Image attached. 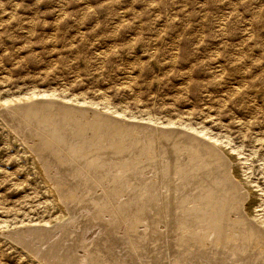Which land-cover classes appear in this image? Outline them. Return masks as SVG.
I'll return each instance as SVG.
<instances>
[{
	"label": "rangeland",
	"instance_id": "374dc122",
	"mask_svg": "<svg viewBox=\"0 0 264 264\" xmlns=\"http://www.w3.org/2000/svg\"><path fill=\"white\" fill-rule=\"evenodd\" d=\"M31 93L50 94L46 98L96 108L136 124L139 139L143 131L157 134L172 129L214 144L223 152L228 179L241 196L239 210L230 217L252 225L260 237L256 244L247 238L237 242L241 233L234 231V244L242 246V252L223 247L222 232L207 234L209 243L201 248L187 244L185 237L204 224L176 206L190 195V203L183 207L200 208L191 195L204 193L208 181L190 182L189 187L195 184L191 190L177 180L173 191L166 181L167 189L161 190L165 197L160 199L161 181L155 169L160 162L185 169L190 160L186 154L161 158L156 147L158 161L153 163L149 160L153 153L138 159L144 154L143 144L119 156L108 146L94 147L105 148L98 150L92 147L94 142L86 143L80 149L87 156H102H97L101 160L95 176L82 165L75 169L69 155L62 159L52 148L37 147L39 130L34 126L29 139L19 140L0 118V264H45L9 237L29 225L50 228L46 232L51 236L44 237V232L32 236V248L47 255L33 252L42 259L48 256L50 262L62 256L63 250L49 244L61 234L62 245L70 248L67 254L79 258L77 264L84 257L87 264L100 260L101 264H138L139 260L140 264H264V0H0V100ZM66 146L73 145L64 144L65 154ZM127 159L134 162L132 166L124 167ZM134 170L139 185L131 181ZM135 208L145 220L141 215L137 218ZM131 221L134 225L129 229ZM39 241L45 243L43 247ZM65 257L64 264H74L76 258Z\"/></svg>",
	"mask_w": 264,
	"mask_h": 264
},
{
	"label": "bare ground",
	"instance_id": "6f19581e",
	"mask_svg": "<svg viewBox=\"0 0 264 264\" xmlns=\"http://www.w3.org/2000/svg\"><path fill=\"white\" fill-rule=\"evenodd\" d=\"M43 95V96H40ZM50 94H36V93H31V94H25L23 96H19V97H15L12 99H5V100H0V118L1 120H3L4 122L7 123L6 126H8L15 134H16V139L22 140L25 137H27V139L30 138V136L32 135V126H34L36 129H38V133H36L37 137V141L38 144L36 145L37 147H39L40 145L43 146L44 148H52L56 153H59L62 157V159L64 157H66V155H69L71 159V161L74 163L73 166L76 169V165H82V170L86 169L87 172H89V174L91 175H95L94 172L97 170L96 167L98 166L99 161L101 160V158L99 159L97 156L99 155V157L101 156V154H98L94 157L92 156H87L83 151L81 147V145L84 146V144H92V142H94L95 144L92 146L94 147H98V146H108L111 149H113L112 151L116 152L115 155H119L122 156L123 154L127 153L126 151L129 150L131 147H137L139 144H143L142 147V152L144 153L142 155H140V157L138 159H141L142 157L145 156V154L148 153H153L152 155L154 156L152 159L149 158V160L153 163H157V161H155V158H158L154 155V150L156 149V147L159 149V156L161 157H177L178 155H183L185 156H189L190 160L187 162L188 167L184 169V167H176L173 165L172 162L167 163V164H163V163H159V165L156 164L155 169H158V176L157 178L160 179L161 181V185H158V192L160 193L159 195L161 197L158 198H162L163 196L165 197V193L163 194V192L161 191L162 189H167V185L165 186L166 181L168 183L169 186H171L172 188L170 189V191L175 190L174 189V182L175 181H179L180 185H183L182 188H187L189 187V183L190 182H194L195 184H198L199 180H201L202 178H204L205 180L208 181L209 184V188H207V190L204 191V193H199L195 196L191 195V201L192 200H198L200 202V208H184V204L188 203L190 200V195L186 196L185 198L181 199L178 202V206H176L177 208H181V211H183L184 213L191 215L192 217H198L201 218L200 222H202V224H204L203 226H201V228L194 233V235L190 234L187 235L185 237V240L188 241L187 244H190L191 246H194L195 249L196 248H201V246L205 243H207L208 241V237L207 234L209 233H219L221 235V238L223 237V242H222V246L228 248L229 250H233V251H238L242 248V246H238V244H234V242L236 240H234V238L231 236V234L234 231H238L241 233V238L240 240H237V242H241L242 240H244V238L250 240V242H252L253 244H256L258 242V239L260 237V234L257 232V229H255L254 227H252V225L250 224H243V222H239V220H232V218L230 217L231 215H233L234 213H236V210H239L240 207H237L236 204L240 203L241 200V196L239 195V191L237 189V187H235L232 184V180L230 181L228 179V169H227V162L224 159V157L221 155L223 154V152L220 154L217 150L214 144H211L209 141L198 137V136H194L192 134L187 133L186 131L183 133V135H181L180 130L179 131H174L172 129L170 130H158L157 134L151 133V132H145L143 131V137L142 139H139V136H141V134L138 136L137 130H139L137 128L136 124H131L128 123L126 121H122L120 119L114 118L113 116H111L110 114H106L100 110H97L96 108H84V107H79L73 105V104H68L65 102H62L54 98H46V97H50ZM38 97H44V98H38ZM80 104V103H79ZM104 110V109H103ZM119 114V113H118ZM132 122V121H131ZM137 122V121H136ZM149 123V122H148ZM146 124V123H145ZM142 125V124H141ZM7 127V128H8ZM139 127V126H138ZM141 127V126H140ZM26 131H25V129ZM153 128V127H152ZM141 129V128H140ZM148 129V128H147ZM154 129V128H153ZM69 131L70 134H67L66 131ZM182 130V129H181ZM28 131H30V135L27 133ZM154 132V131H153ZM195 133V132H194ZM198 133V132H197ZM201 132L199 131V134ZM25 135V136H24ZM205 135V134H204ZM19 137V138H18ZM138 137V140L135 139ZM179 139H182L181 141H179ZM25 140V139H24ZM142 140H144L145 142L142 143ZM28 141V140H27ZM133 141H136L135 143ZM24 142V141H23ZM26 142V141H25ZM31 142V141H30ZM184 142H188L190 143V145L184 143ZM36 143V142H35ZM23 144V143H22ZM64 144L65 145H73V147H71L70 149H66L67 154L64 153ZM133 144V145H132ZM80 145V146H79ZM127 145V147L129 146V148L126 149V147L124 148V146ZM151 147V148H150ZM33 148V147H31ZM79 148V149H77ZM91 149V147H89ZM123 148V149H122ZM85 149H86V145H85ZM89 149V150H90ZM94 149H98V150H102L105 148H94ZM125 149V150H124ZM201 149V150H200ZM218 149V148H217ZM31 150V149H30ZM34 151H36L35 149H33ZM69 150V151H68ZM88 150V151H89ZM132 150V149H131ZM92 151V149H91ZM146 151V152H145ZM51 152V151H50ZM186 152V153H185ZM218 152V153H217ZM221 152V151H220ZM92 153V152H91ZM85 154V156L83 155ZM105 154H110V152L108 151H104V155ZM240 155V154H239ZM87 156V157H86ZM107 156V155H106ZM127 156V155H126ZM139 156V155H138ZM182 156V157H183ZM92 157V160H89ZM102 157V156H101ZM105 157V156H103ZM124 157V156H123ZM161 157V158H162ZM37 158V157H36ZM108 158V157H107ZM106 158V160H107ZM120 158V157H119ZM169 158V157H168ZM179 158V157H178ZM99 159V160H98ZM121 159V158H120ZM183 159V158H182ZM189 159V158H188ZM37 160V159H36ZM68 160V159H67ZM113 160V159H112ZM128 161H125L123 164L124 167L125 166H132L134 162H131V160L127 159ZM147 160V161H149ZM160 160V159H159ZM174 160V159H173ZM65 161V160H64ZM103 161V158H102ZM111 161V160H110ZM176 161V158L175 160ZM37 162V161H36ZM106 162V161H105ZM108 162V161H107ZM121 162V161H120ZM144 162V161H143ZM164 162V161H163ZM71 163V162H70ZM110 163V162H109ZM108 163V164H109ZM227 163V164H226ZM69 164V162H68ZM104 164V163H103ZM115 164V163H114ZM117 164V163H116ZM120 164V163H119ZM233 164V163H232ZM105 165V164H104ZM45 166V165H44ZM111 166V165H110ZM118 166V165H117ZM191 166H195L194 168ZM37 167L42 170V166L39 165V162L37 163ZM50 167V166H49ZM103 167V166H102ZM101 167V169H102ZM109 167V166H108ZM79 168V167H78ZM104 168V167H103ZM132 168V167H131ZM74 169V170H75ZM105 169V168H104ZM111 169V168H110ZM113 169V167H112ZM117 168L115 167V170ZM121 169V166H120ZM130 169V168H129ZM66 170V169H65ZM78 170V169H77ZM80 170V168H79ZM81 170V171H82ZM125 170V169H124ZM128 169H126L127 171ZM71 171V169H70ZM94 171V172H93ZM106 171H109L108 169ZM117 171V170H116ZM115 171V172H116ZM121 171V170H120ZM132 171V170H131ZM103 172V171H102ZM123 172V171H122ZM200 172V173H199ZM202 172V173H201ZM107 173V172H106ZM111 173V171H110ZM138 173V171L132 172L130 174L131 178H133L134 181L135 179V184H137L139 181H137L136 183V178L135 176H137L136 174ZM84 174V173H83ZM101 174V173H100ZM103 174V173H102ZM109 174V173H108ZM128 174V173H127ZM70 175V174H69ZM74 175V174H73ZM88 175V174H87ZM122 175V174H121ZM125 175V174H124ZM45 176V175H44ZM97 176V174L95 175ZM107 176V174H106ZM111 176V174H110ZM114 176V175H113ZM139 176V175H138ZM46 177V176H45ZM47 177L49 178V175H47ZM103 177V176H102ZM109 177V176H108ZM127 177V175H126ZM147 177V176H146ZM95 178V177H93ZM92 178V179H93ZM99 178V177H98ZM106 178V177H105ZM112 178V177H111ZM119 178V176H118ZM77 179V178H76ZM96 179V178H95ZM109 179V178H108ZM107 179V180H108ZM115 179L117 180V177H115ZM47 180V179H46ZM102 180V179H101ZM111 180V179H110ZM115 180V181H116ZM123 180V179H121ZM120 180V181H121ZM114 181V182H115ZM118 181V180H117ZM130 181V183H131ZM143 181V180H142ZM148 181V180H147ZM157 181V180H156ZM51 182V181H50ZM84 182V181H83ZM90 182V181H89ZM93 182L94 179H93ZM92 182V184H93ZM106 182V181H105ZM110 182V181H109ZM153 182V181H152ZM155 182V181H154ZM204 182V181H203ZM206 182V181H205ZM102 183V182H101ZM147 183V182H146ZM178 183V182H177ZM91 184V183H89ZM97 185V183H95ZM123 184V183H122ZM133 184V183H132ZM150 184V183H149ZM158 184V183H157ZM195 184H192L191 186H195ZM51 185V184H50ZM88 185V184H87ZM111 185V184H110ZM115 185V184H114ZM118 185V184H117ZM139 185V183H138ZM137 185V186H138ZM105 186V185H104ZM134 186V185H132ZM136 186V185H135ZM168 186V187H169ZM199 185H196V187H198ZM109 187V186H108ZM117 187V186H116ZM119 187V186H118ZM143 187V186H140ZM151 187V186H150ZM178 187V186H177ZM176 190L178 192L179 189ZM179 187V188H181ZM192 187H189L192 190ZM195 187V188H196ZM208 187V186H207ZM58 188V187H57ZM97 188V187H96ZM101 188V187H100ZM136 188V187H135ZM144 188V187H143ZM146 188V187H145ZM148 188V187H147ZM155 189V187H154ZM142 190V189H141ZM144 190V189H143ZM74 191V190H73ZM94 191V190H93ZM149 191V189H148ZM151 191V190H150ZM157 191V188H156ZM218 191V192H217ZM81 192V191H80ZM110 192V191H109ZM143 192V191H142ZM147 192V191H144ZM166 192V191H164ZM176 192V191H175ZM198 192V191H197ZM51 193V192H50ZM91 193V192H90ZM96 193V192H95ZM115 193V192H114ZM123 193V192H122ZM141 193V192H140ZM157 193V192H156ZM174 193V192H173ZM184 193V192H183ZM79 194V193H78ZM77 194V195H78ZM113 194V192L111 193ZM143 194V193H141ZM61 195V194H59ZM69 195V194H68ZM93 195V193H92ZM98 195V194H97ZM100 195V194H99ZM104 195V194H103ZM139 195V194H137ZM147 195V194H146ZM145 195V196H146ZM152 195V194H151ZM156 195V194H155ZM182 195V194H181ZM57 196V195H56ZM94 196V195H93ZM96 196V195H95ZM101 196V195H100ZM99 196V197H100ZM118 196V195H117ZM116 196V198H117ZM170 196V195H169ZM179 196V195H178ZM89 197V196H88ZM91 197V196H90ZM97 197V196H96ZM106 197V196H105ZM140 197L142 198L141 195H139V199ZM153 197V196H152ZM168 197V196H167ZM175 197V196H174ZM173 197V198H174ZM66 198L65 196H60V201ZM94 198V197H93ZM136 198V197H135ZM134 198V199H135ZM91 199V198H89ZM96 199V198H95ZM109 199V198H108ZM113 199V198H112ZM144 199V198H142ZM151 199V198H150ZM59 200V199H58ZM100 200V199H99ZM153 200V199H152ZM156 200V199H155ZM164 200V199H163ZM178 200V199H177ZM176 200V202H177ZM120 201V200H119ZM124 201V200H123ZM136 201V200H135ZM134 201V202H135ZM149 201V199H148ZM157 201V200H156ZM160 201V200H159ZM92 202V201H91ZM106 202V201H105ZM111 202V201H110ZM140 202V201H139ZM169 201H167L168 203ZM99 203V202H98ZM118 203V202H117ZM143 203V201H142ZM150 203V202H149ZM147 203V205L149 204ZM159 203V202H158ZM161 203V201H160ZM159 203V204H160ZM190 203V202H189ZM89 204V203H88ZM93 204V203H92ZM164 204V203H163ZM66 205V204H65ZM101 205V204H100ZM132 205V203H131ZM150 205V204H149ZM169 205V204H168ZM109 206V204H108ZM143 206V204H142ZM153 206V205H152ZM186 206V205H185ZM192 206V205H191ZM164 207V205H163ZM187 207H190L189 205ZM118 208V207H117ZM130 208V207H129ZM137 208V206H136ZM135 208V213L137 215V218H142L145 215H141L140 213V209L137 210ZM139 208V207H138ZM144 208V207H142ZM151 208V206H150ZM160 208H162L160 206ZM159 208V209H160ZM166 208V207H165ZM113 209V208H112ZM120 209V208H119ZM123 209V208H122ZM155 209V208H154ZM151 210L154 212L155 210ZM158 209V210H159ZM172 209V208H171ZM60 210V209H59ZM72 210V209H71ZM118 210V209H117ZM148 210V208L146 209ZM143 211V213L145 214V211ZM148 210V211H151ZM161 210V209H160ZM164 210V209H163ZM160 211V212H163ZM166 210V209H165ZM109 211V210H108ZM130 211V210H129ZM179 211V210H178ZM93 212V211H92ZM119 212V211H118ZM156 212V211H155ZM72 213V212H71ZM70 213V214H71ZM80 213V212H79ZM85 213V211H84ZM91 213V212H90ZM97 213V212H96ZM104 213V212H103ZM157 213V212H156ZM179 213V212H178ZM82 214V213H81ZM88 214V213H87ZM92 214V213H91ZM117 214V213H116ZM147 215L149 213H146ZM152 214V213H151ZM161 214V213H159ZM170 214V213H169ZM168 214V215H169ZM242 214V213H240ZM110 215V214H109ZM118 215V214H117ZM130 215V214H129ZM140 215L142 217H140ZM154 215V214H152ZM163 215V213H162ZM173 215V213H172ZM181 215V214H180ZM185 215V214H183ZM70 216V215H69ZM84 216V215H83ZM86 216V215H85ZM96 216V214H95ZM116 216V215H115ZM165 216V215H163ZM167 216V215H166ZM174 216V215H173ZM177 216V215H176ZM243 216V215H242ZM246 216V215H245ZM91 217V215L89 216ZM150 217V216H149ZM168 217V216H167ZM187 217V216H186ZM248 217V216H247ZM79 218V217H78ZM82 218V217H80ZM94 218V217H93ZM128 218V217H127ZM133 218V217H132ZM144 218V217H143ZM152 218V216L150 217V219ZM163 218V217H161ZM165 218V217H164ZM177 218V217H176ZM180 218V217H179ZM115 219V218H114ZM146 218H144L143 220H145ZM154 219V218H152ZM157 219V217H156ZM182 219V218H181ZM78 220V219H77ZM76 220V221H77ZM81 220V219H80ZM85 220V219H84ZM83 220V221H84ZM93 220V219H92ZM119 220V219H118ZM160 220V218L158 219V221ZM165 222L166 220L163 219ZM177 220V219H175ZM174 220V223H175ZM191 220V219H189ZM73 221V220H72ZM91 221V220H90ZM105 221V220H104ZM122 222V220H120ZM128 221V220H127ZM130 221V220H129ZM162 221V220H161ZM159 221V222H161ZM171 221H173L171 219ZM171 221H168V223H170ZM186 221V220H185ZM195 221V220H194ZM68 222V221H67ZM82 222V220H81ZM111 222V221H110ZM132 222V221H131ZM130 222V223H131ZM150 222V221H149ZM152 222V220H151ZM163 222V223H165ZM179 221H176V223ZM24 223V222H23ZM72 223V222H71ZM77 223V222H76ZM84 223V222H83ZM94 223V222H93ZM162 223V222H161ZM167 223V225H168ZM186 223V222H185ZM185 223L183 224L185 226ZM221 223V225H220ZM250 223V222H249ZM67 224V223H66ZM69 224V223H68ZM75 224V222H74ZM107 224V223H106ZM171 225H173V223H170ZM37 225V224H36ZM52 225V224H51ZM54 225V223H53ZM52 225V226H53ZM80 225V224H79ZM84 225V224H83ZM133 222L131 224H128L127 226L129 227V229L133 226ZM153 225V224H152ZM157 225V224H156ZM154 225V227L156 226ZM162 225V224H161ZM160 225V226H161ZM165 225V224H164ZM166 225V226H167ZM176 225V224H175ZM182 225V226H183ZM198 225V224H197ZM40 226V225H39ZM27 227L24 229H21L18 232H10L9 237L11 238L12 241H14L15 238V243L17 242V244H20L22 246L23 249H25L27 251V253L32 257V255L39 259L40 262H44L45 264H64L63 263V258L65 256H67V258H72L75 259L76 257H74L73 255L70 257L67 252L68 250H70V248H68V246H64L63 244V238L61 234H59V237H57V239L53 240V241H49L50 245L55 247V249L57 248L58 251L60 252V250H63V252L61 253L62 256L61 258H57V261H53L50 262L49 260H47V258L45 257V259H42V256H46L47 254L44 252H41L42 249L40 248L39 250L32 248V236L38 237L37 235L41 232H44V237L48 234L50 235L51 233L46 232V230L50 229V228H44V227ZM44 226V225H43ZM51 226V227H52ZM67 226V225H66ZM85 226V225H84ZM104 226V225H103ZM102 226V227H103ZM137 226V225H136ZM174 226V225H173ZM190 226V225H189ZM61 227V226H60ZM65 227V224H64ZM80 227V226H79ZM86 227V226H85ZM96 227V225H95ZM106 227V226H105ZM104 227V228H105ZM114 227V226H113ZM138 227V226H137ZM148 227V225H147ZM163 227V226H162ZM177 227V225H176ZM181 227V226H180ZM257 227V226H256ZM75 228V227H74ZM101 228V226H100ZM103 228V229H104ZM134 228V227H133ZM150 228V227H149ZM173 228V227H172ZM179 228V227H178ZM183 228V227H182ZM188 228V226H187ZM186 228V229H187ZM197 228V227H196ZM59 229V228H58ZM89 229V228H88ZM97 229V227H96ZM118 229V228H117ZM125 229V228H124ZM165 229H169L165 228ZM175 230V227L173 228ZM172 229V230H173ZM177 229V228H176ZM14 230V229H13ZM19 230V229H18ZM60 230V229H59ZM92 230V229H90ZM109 230V229H108ZM152 230V229H151ZM171 230V229H170ZM173 230V231H174ZM179 230V229H178ZM185 230V229H184ZM192 230H194L192 228ZM53 231V230H51ZM55 231V230H54ZM57 231V229H56ZM64 231V229L62 230ZM87 231V230H86ZM114 231V230H113ZM130 231V230H129ZM140 231V230H139ZM167 231V230H166ZM191 231V230H190ZM68 232V231H67ZM77 232V231H76ZM100 233V231H98ZM103 232V230L101 231ZM105 232V231H104ZM103 232V233H104ZM107 232V231H106ZM184 232V231H183ZM61 233V232H60ZM75 233V232H74ZM96 233V232H95ZM172 233V232H171ZM177 233V230H176ZM175 233V234H176ZM189 233V232H188ZM193 233V232H192ZM4 234V233H3ZM53 234V233H52ZM63 234V233H62ZM89 234V233H88ZM94 234V233H93ZM139 234V233H138ZM142 234V233H141ZM149 234V233H148ZM151 234V233H150ZM169 234V232H168ZM181 235V233H179ZM178 234V235H179ZM214 234V235H215ZM55 235V234H54ZM79 235V234H78ZM137 235V234H136ZM154 235V234H152ZM158 235V234H157ZM213 235V234H212ZM42 236V235H41ZM51 236V235H50ZM50 236L48 238H50ZM134 236V235H133ZM177 236V234H176ZM220 236V235H219ZM14 237V238H13ZM35 237V238H36ZM56 237V236H55ZM54 237V238H55ZM97 237V236H96ZM99 237V236H98ZM119 237V236H118ZM164 237V235H163ZM213 237V236H212ZM40 238V237H39ZM43 238V237H42ZM87 238V237H86ZM94 238V237H93ZM100 238V237H99ZM103 238V237H102ZM133 238V237H132ZM131 238V239H132ZM156 238V237H155ZM175 238V237H174ZM180 238V237H179ZM38 239V238H36ZM85 239V238H84ZM91 239V238H90ZM160 239V238H159ZM49 240V239H48ZM52 240V239H51ZM71 240V239H70ZM94 240V239H93ZM124 240V239H122ZM35 241V240H34ZM92 241V240H91ZM96 241V240H95ZM156 241V240H155ZM160 241V240H159ZM173 241V240H172ZM186 241V242H187ZM211 241V240H210ZM213 241V240H212ZM222 241V240H221ZM38 242V241H36ZM45 242V240H44ZM41 247H43V243ZM48 242V241H46ZM77 242V241H76ZM80 242V241H79ZM115 242V241H114ZM132 242V241H130ZM146 242V241H145ZM152 242V241H151ZM164 242V241H163ZM166 242V241H165ZM174 242V241H173ZM102 243V242H101ZM124 243V242H123ZM122 243V244H123ZM154 243V242H153ZM160 243V242H159ZM172 243V242H171ZM209 243V242H208ZM214 243V241H213ZM37 244V243H35ZM45 244V243H44ZM131 244V243H130ZM133 244V243H132ZM138 244V243H137ZM174 244V243H173ZM221 244V243H220ZM259 244V243H258ZM261 244V243H260ZM19 245V246H20ZM101 245V244H100ZM109 245V244H108ZM118 245V244H117ZM176 245V244H175ZM182 245V244H181ZM39 246V245H38ZM78 246V245H77ZM149 246V245H148ZM164 246V245H163ZM245 246V244H244ZM250 246V245H249ZM18 247V246H17ZM49 247V245H48ZM47 247V248H48ZM101 247V246H100ZM108 247V246H107ZM106 247V248H107ZM139 247V246H138ZM175 247V246H174ZM46 248V249H47ZM50 248V247H49ZM86 248V247H85ZM116 248V247H115ZM114 248V249H115ZM182 248V247H181ZM252 248V247H251ZM36 250L40 253V256L38 252H33V250ZM54 249V248H53ZM75 249V248H74ZM98 249V247H97ZM100 249V248H99ZM108 249V248H107ZM110 249V248H109ZM134 249V248H133ZM155 249V248H154ZM170 249V248H169ZM212 249V248H211ZM48 250V249H47ZM46 250V251H47ZM91 250V249H90ZM137 250V249H136ZM147 250V249H145ZM152 250V248H151ZM172 250V249H171ZM178 250V249H177ZM226 250V249H225ZM242 250V249H241ZM240 250V252H242ZM244 250V249H243ZM50 251V250H49ZM54 251V250H53ZM57 251V252H58ZM72 251V250H71ZM128 251V250H127ZM160 251V250H159ZM170 251V250H169ZM48 252V251H47ZM56 252V253H57ZM99 252V251H98ZM116 252V251H115ZM130 252H132V250H130ZM148 252V251H147ZM246 252V250H245ZM249 252V250L247 251ZM55 253V252H54ZM52 253V254H54ZM95 253V252H94ZM102 253V252H101ZM106 253V252H105ZM170 253V252H169ZM179 253V252H178ZM181 253V252H180ZM183 253V252H182ZM225 253V252H224ZM51 255V252L49 253ZM109 254V253H108ZM111 254V253H110ZM114 254V253H112ZM139 254V253H137ZM173 254V253H172ZM58 255V254H57ZM56 255V256H57ZM75 255V254H74ZM134 255V254H133ZM140 255V254H139ZM153 255V254H152ZM175 255V254H174ZM199 255V254H198ZM80 256V255H79ZM78 256V257H79ZM146 256V255H145ZM157 256V254H156ZM173 256V255H172ZM204 256V255H203ZM256 256V255H255ZM33 257V258H34ZM63 257V258H62ZM105 257V256H104ZM110 257V256H109ZM136 257V256H135ZM134 257V258H135ZM139 257V256H138ZM138 257L137 261H138ZM142 258V256H140ZM148 257V256H146ZM169 257V256H168ZM183 257V256H182ZM207 257V256H206ZM55 258V257H54ZM66 258V257H65ZM92 258V257H91ZM97 258V257H95ZM119 258V256H118ZM122 257H120L119 259H121ZM157 257H155L156 260ZM170 258V257H169ZM251 258V257H250ZM50 259V258H49ZM79 258H76V260H78ZM83 261L82 263H78V264H87V257L82 258ZM115 259V258H114ZM124 260H126V258H123ZM122 259V261H124ZM131 259V258H130ZM129 259V260H130ZM133 259V258H132ZM171 259V258H170ZM186 259V258H185ZM224 259V258H223ZM227 259V258H226ZM260 259V258H259ZM81 260V258H80ZM109 260V259H108ZM112 260V258H111ZM152 260V258H151ZM159 260V259H158ZM178 260V259H177ZM194 260V259H193ZM205 260V259H204ZM74 262V264H77V261ZM136 261V260H135ZM154 261V257L153 260L151 262ZM161 261V260H160ZM164 261V258H163ZM176 261V260H175ZM248 261H250L248 259ZM71 262V261H70ZM105 262V261H104ZM118 262V260L116 261ZM120 262V261H119ZM127 262V261H126ZM131 262V261H130ZM159 262V261H158ZM180 262V260L178 261ZM202 262V261H201ZM204 262V261H203ZM251 262V261H250ZM121 263V262H120ZM132 263V262H131ZM166 263V262H164ZM163 263V264H164ZM191 263V262H190ZM218 263V262H217ZM222 263V262H221ZM240 263V262H239ZM92 264V263H91ZM100 264H101V260H100ZM107 264V263H106ZM114 264V263H113ZM126 264V263H125ZM134 264V263H133ZM137 264V262H136ZM138 264H140V260L138 262ZM142 264V263H141ZM147 264V263H146ZM151 264V263H150ZM171 264V263H170ZM197 264V263H196ZM213 264V263H212ZM234 264V263H233ZM246 264V262H245ZM252 264V263H251Z\"/></svg>",
	"mask_w": 264,
	"mask_h": 264
}]
</instances>
